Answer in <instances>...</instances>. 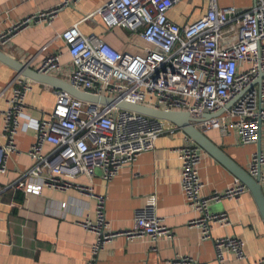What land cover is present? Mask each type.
Masks as SVG:
<instances>
[{"label":"built area","instance_id":"obj_1","mask_svg":"<svg viewBox=\"0 0 264 264\" xmlns=\"http://www.w3.org/2000/svg\"><path fill=\"white\" fill-rule=\"evenodd\" d=\"M182 1L110 0L95 16L108 30L124 28L138 35L145 43L141 54L121 52L95 34L83 36L74 25L57 36L67 46L70 64L62 63L63 53L59 51L45 57L37 71L116 102L187 112L199 119L205 114L217 115L196 127L205 135L217 130L223 138L235 134L242 144H258L264 125V0L249 8H220L217 0H205V14L181 26L170 19L169 12ZM67 5L68 1L14 24L0 34V47L33 24L51 25ZM33 84L19 75L10 83L12 93L1 112L4 142L0 144V177L12 156L19 153L20 130L33 129L35 142L27 152L33 166L21 174L14 187L24 192L26 204L45 188L76 189L96 200L95 220L87 218L80 223L96 236L87 264H98L101 253L118 237L152 243L173 239V232L153 207L137 211L131 228L111 230L106 196L96 195L92 186L76 181L79 176L91 180L99 169L108 184L123 167L152 151L163 135L185 137L184 146L177 152L181 186L187 204L198 214L189 226L200 229L201 240L207 241L212 240L213 227L231 225L226 213H211L210 205L239 201L249 192L247 187L235 178L225 191L203 196L205 184L199 171L206 152L177 126L123 110L117 103L91 104L49 87L56 96L51 113L32 120L25 110ZM23 118L28 121L22 123ZM48 146L50 150H46ZM259 168L263 182L264 154L250 158L248 172L256 177ZM214 243L221 263L228 253L239 260L247 259L241 239L224 237ZM169 264L201 263L183 256ZM255 264H264V258Z\"/></svg>","mask_w":264,"mask_h":264},{"label":"crops","instance_id":"obj_2","mask_svg":"<svg viewBox=\"0 0 264 264\" xmlns=\"http://www.w3.org/2000/svg\"><path fill=\"white\" fill-rule=\"evenodd\" d=\"M66 1L68 5L51 25L33 24L13 35L1 46L3 51L36 70L45 57L61 51L62 63L69 65L67 46L57 36L78 25L83 36L95 34L121 52L141 54L145 43L138 35L124 28L108 30L100 17L95 16L110 0H0V34L27 17ZM217 4L220 8L231 5L249 8L255 0H217ZM205 12V0H184L169 12V17L182 26L199 19ZM15 77L11 68L0 63V144L4 142L1 112L7 108V99L12 93L10 83ZM26 102L25 115L39 120L51 113L56 102L55 92L34 83ZM207 136L249 170L250 158L258 153V144H242L235 134L223 138L217 130ZM34 142L33 129L20 130L19 153L12 156L6 173L0 177V264H87L96 236L80 223L87 218L95 220L96 200L76 189L45 188L26 204L24 192L14 187L21 174L33 166L27 152ZM185 142L183 134L161 136L152 151L141 154L133 165L123 167L108 184L99 169L91 180L87 176L76 179L78 183L92 186L96 195L106 196V217L111 230L131 228L137 211L153 207L174 235L173 239L162 238L153 243L118 237L101 253L98 264H169L183 256L201 264H255L264 258V221L250 192L239 201L225 200L210 205L211 213H226L231 221V225L213 227L212 240L202 241L200 229L189 226L198 214L187 204L181 186L177 152ZM261 148L264 154V125ZM199 172L205 184L203 196L225 191L235 179L207 153L203 155ZM262 185L264 191V181ZM224 237L243 240L247 259L239 260L234 253H228L225 261L219 262L214 242Z\"/></svg>","mask_w":264,"mask_h":264},{"label":"water","instance_id":"obj_3","mask_svg":"<svg viewBox=\"0 0 264 264\" xmlns=\"http://www.w3.org/2000/svg\"><path fill=\"white\" fill-rule=\"evenodd\" d=\"M257 0H255V3ZM0 63L11 68L16 75L22 76L32 82L54 90L64 91L73 98L91 103L111 105L117 103L118 107L123 110L134 112L150 118L164 120L177 126L186 136H188L195 144L203 149L208 155L213 157L218 163L225 167L235 178L245 185L248 191L253 196L261 217L264 221V191L261 180V168L256 177L252 176L246 169L241 167L233 160L221 147L215 144L207 135L203 134L196 124L212 118L217 115L205 114L200 119L192 117L187 112H168L149 108L142 105L129 103L126 101H115L112 98L104 96H96L88 92L77 90L71 83L60 79L59 77L47 75L33 69L29 64L23 63L14 57H11L0 47ZM259 83V81H258ZM259 150L257 155L262 154L261 137L258 142Z\"/></svg>","mask_w":264,"mask_h":264}]
</instances>
